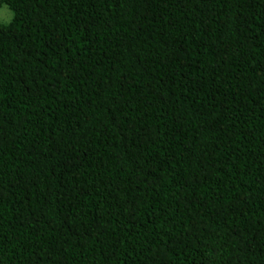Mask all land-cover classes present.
<instances>
[{
	"label": "trees",
	"instance_id": "16d2710c",
	"mask_svg": "<svg viewBox=\"0 0 264 264\" xmlns=\"http://www.w3.org/2000/svg\"><path fill=\"white\" fill-rule=\"evenodd\" d=\"M0 264H264V0H0Z\"/></svg>",
	"mask_w": 264,
	"mask_h": 264
},
{
	"label": "rangeland",
	"instance_id": "374dc122",
	"mask_svg": "<svg viewBox=\"0 0 264 264\" xmlns=\"http://www.w3.org/2000/svg\"><path fill=\"white\" fill-rule=\"evenodd\" d=\"M13 17L12 11L4 4L0 6V23L7 24Z\"/></svg>",
	"mask_w": 264,
	"mask_h": 264
}]
</instances>
